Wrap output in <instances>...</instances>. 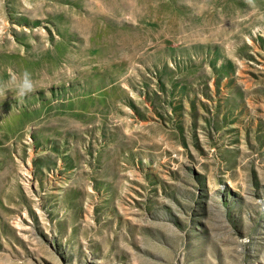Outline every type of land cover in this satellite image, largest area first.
<instances>
[{
	"label": "rangeland",
	"instance_id": "1",
	"mask_svg": "<svg viewBox=\"0 0 264 264\" xmlns=\"http://www.w3.org/2000/svg\"><path fill=\"white\" fill-rule=\"evenodd\" d=\"M262 17L0 0V264H264Z\"/></svg>",
	"mask_w": 264,
	"mask_h": 264
},
{
	"label": "clouds",
	"instance_id": "2",
	"mask_svg": "<svg viewBox=\"0 0 264 264\" xmlns=\"http://www.w3.org/2000/svg\"><path fill=\"white\" fill-rule=\"evenodd\" d=\"M245 3L255 7V0H245ZM36 91V84L32 79L31 73L28 71H24L19 75L12 74L9 81L0 82V99H6L7 93L13 92L14 98L22 103L27 96Z\"/></svg>",
	"mask_w": 264,
	"mask_h": 264
}]
</instances>
